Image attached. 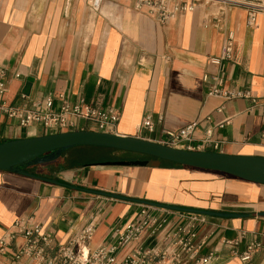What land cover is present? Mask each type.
I'll return each instance as SVG.
<instances>
[{
  "label": "crops",
  "instance_id": "1",
  "mask_svg": "<svg viewBox=\"0 0 264 264\" xmlns=\"http://www.w3.org/2000/svg\"><path fill=\"white\" fill-rule=\"evenodd\" d=\"M89 2L0 0V72L7 84L3 99L8 105L52 96L56 111L64 94L72 104L84 99L101 109H117L118 135L162 143L168 132L197 122L191 147L209 139L218 148L205 151L264 157V15L258 14L255 27H248V7L237 4L264 0H198L194 11L164 24L145 10L137 11L134 0H103L98 10ZM229 34L234 38L232 61L223 67L212 64L211 59L222 55ZM215 76L224 79L225 89L251 90L256 104L246 98L226 101L209 96ZM146 116L152 118L153 131L140 129ZM76 124L77 131L94 129L85 121ZM46 134L41 127L26 131L0 112V142ZM89 148L94 147L75 148L69 156ZM98 150L102 156L95 164L63 168L67 155H62L28 169L59 184L0 171V239L14 230L15 221L31 218L52 235L54 244L67 243L94 223L96 232L86 251L108 245L115 228L137 219L141 204L96 191L254 215L207 217L209 224L196 227V243L204 242L197 258L181 264H198L210 254L214 259L209 264H264V251L247 263L239 257L251 243L264 246V216H258L264 213L263 184L189 167L100 165L136 157ZM161 216H167L168 224L156 239L145 237L124 252L136 246L164 248L162 237L180 218L164 211ZM234 241L238 244L230 243ZM24 244V237L16 236L0 255V264H38L29 258L15 259L14 253Z\"/></svg>",
  "mask_w": 264,
  "mask_h": 264
},
{
  "label": "built area",
  "instance_id": "2",
  "mask_svg": "<svg viewBox=\"0 0 264 264\" xmlns=\"http://www.w3.org/2000/svg\"><path fill=\"white\" fill-rule=\"evenodd\" d=\"M102 1L90 0L89 6L93 10H98ZM197 1L187 3L182 0L169 3L167 0H134V7L137 11H147L159 23L164 24L179 15L194 11ZM237 4H244L248 7L247 25L251 28L255 27L258 14L264 15V2H237ZM233 53L234 38L229 34L222 55L211 59L210 62L223 67L225 63L232 61ZM2 77L3 72H0V112L18 121L22 129L27 131L41 127L48 134L64 133L77 131L76 121L81 120L94 125V129L87 131L116 134L115 130L121 116L117 109H101L84 99L72 104L66 100L64 94L60 95L61 105L56 111L52 110L54 106L52 96L31 104L8 105L3 99L7 91V84L1 80ZM208 88V95L212 97L226 101L246 98L251 99L255 104L257 102L256 97L249 89H225L224 79L219 76L212 77V84ZM23 99L26 97L23 96ZM218 111L221 112L222 108ZM197 126L198 123L193 122L177 131L168 132L167 140L160 144L191 151L217 149L218 145L211 143L212 141L209 139L205 140L202 145H197L196 148L191 147L192 137ZM140 129L153 131L154 123L150 116H146L142 120ZM208 134L210 133L208 132ZM163 211L167 215L175 214L180 218V223L162 237L166 246L164 248L157 245L145 248L136 246L131 251L124 252L125 249L141 242L145 237L154 240L159 236L168 224L167 216H161ZM200 224H209L208 218L193 213L175 212L141 205L137 219L114 229V239L110 244L99 246L90 252L86 251L85 246L92 240L96 232L94 223L86 226L76 238L67 243L54 244L52 235L45 232L41 225L33 223L31 218L19 219L13 225L14 230L0 239V255H3L11 247L16 236L21 235L25 239V244L17 248L14 253L15 259L29 258L38 264H181L185 259L195 260L204 244V242L200 245L196 243L198 238L196 227ZM230 243L238 244L237 241ZM259 251H264V246L254 242L239 257L241 261L247 263ZM213 259L214 255L210 254L200 259L198 264H209Z\"/></svg>",
  "mask_w": 264,
  "mask_h": 264
},
{
  "label": "water",
  "instance_id": "3",
  "mask_svg": "<svg viewBox=\"0 0 264 264\" xmlns=\"http://www.w3.org/2000/svg\"><path fill=\"white\" fill-rule=\"evenodd\" d=\"M80 147L106 148L146 158L109 161L99 163L100 165L158 167L161 162H171L189 168L219 172L264 185V157L234 156L209 151L183 150L135 137L81 130L0 142V171L59 184L56 180L37 176L28 171V169L55 162L64 153ZM93 192L141 205L175 212L193 213L206 217L243 218L254 216L183 208L175 205L130 199L119 195H109L103 192ZM258 216H264V213H260Z\"/></svg>",
  "mask_w": 264,
  "mask_h": 264
},
{
  "label": "trees",
  "instance_id": "4",
  "mask_svg": "<svg viewBox=\"0 0 264 264\" xmlns=\"http://www.w3.org/2000/svg\"><path fill=\"white\" fill-rule=\"evenodd\" d=\"M109 150L110 151H117V150H112V149H109ZM69 152H71V150L63 154V156L67 155V158L65 159V162L63 164V168H69V167L71 168L74 166H83L86 164H95V162H98L97 160H94V159H88V160L84 159L81 155L69 156ZM131 155H134L136 157V159H146L145 157H142L140 155H135V154H131ZM133 160H135V159H133ZM161 164L166 165V166H172V167H185V166L177 165V164H174L171 162H161Z\"/></svg>",
  "mask_w": 264,
  "mask_h": 264
},
{
  "label": "rangeland",
  "instance_id": "5",
  "mask_svg": "<svg viewBox=\"0 0 264 264\" xmlns=\"http://www.w3.org/2000/svg\"><path fill=\"white\" fill-rule=\"evenodd\" d=\"M80 155L84 159H94L97 160L102 156L101 150H98V148H89V150H84L80 153Z\"/></svg>",
  "mask_w": 264,
  "mask_h": 264
}]
</instances>
